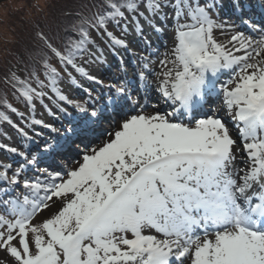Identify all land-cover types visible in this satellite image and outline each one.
I'll use <instances>...</instances> for the list:
<instances>
[{
    "label": "snow or ice",
    "instance_id": "6c2138e0",
    "mask_svg": "<svg viewBox=\"0 0 264 264\" xmlns=\"http://www.w3.org/2000/svg\"><path fill=\"white\" fill-rule=\"evenodd\" d=\"M85 8L63 37L37 32L42 43L28 61L0 76V123L34 144L40 133L26 129L60 131L36 118L37 105L97 120L99 96L84 84H101L95 69L109 56L123 65L122 53L145 90L155 77L165 107L149 110L126 83H112L108 103L120 120L72 166L41 168L31 147L5 146L20 160L0 162V264H264V26L221 20L216 0H89ZM146 29L171 35L158 61ZM55 147L44 142L41 154Z\"/></svg>",
    "mask_w": 264,
    "mask_h": 264
},
{
    "label": "rangeland",
    "instance_id": "374dc122",
    "mask_svg": "<svg viewBox=\"0 0 264 264\" xmlns=\"http://www.w3.org/2000/svg\"><path fill=\"white\" fill-rule=\"evenodd\" d=\"M259 1L261 2V0H259ZM66 2H68V0H0V34L5 35V37L8 36L10 39H12V41L8 45H6L5 39L0 36V47L6 46V48L12 49L16 53L20 52L22 50L23 45H25V47H26L28 44L31 43L30 39H32V38L34 39V29L35 28H34L33 24L35 22L42 25L41 23H45L46 21H48L52 25L51 33L53 35H55V32L57 30V25L54 24V22H53L54 20L52 19L51 16L54 14L55 15L60 14V12H62L64 10L63 5H65ZM216 2H217V12L219 13V18L221 20H226L229 23H231V19L235 18V17H232V16H234V14H231V12L235 11L236 6L239 8V10H242L243 2H244V4H246V3L250 4V7H252V5H253L252 3L254 1L253 0H216ZM224 2L229 4L227 10H230V13H228V14L223 13L222 7L219 6V4H223ZM235 3H236V5H235ZM262 3L264 4V1ZM262 3H260V4H262ZM258 7H259V5H258ZM242 12H245V10H242ZM254 14H257V13H254ZM241 18L244 19V16H241ZM245 20L247 21V19H245ZM248 22L254 23L253 21H248ZM3 23H5V24H3ZM6 24H8L9 30H8V28H6ZM241 24L243 26V22ZM254 24H256V23H254ZM6 29H7L8 33H4V31L6 32ZM146 35H147L148 39L151 41V49H149V51H155L156 49L159 50L160 47H162L165 40L168 39L169 36L171 37L169 32H163L160 34H156V33H153L151 31H148V30L146 31ZM129 39L131 41V47L134 50H136L138 52L144 50L145 45H144V42L142 40H140L139 38H134V37H129ZM1 51H0V55H4L3 50H1ZM157 54L158 53H156V56L153 57V59L156 61H158V59L160 58L157 56ZM122 56H123V61H124V57L127 55L122 53ZM110 58H111V60L115 59V57L109 56L106 64H102L95 69V74L97 75L98 79L100 81H102L101 84H103L105 86L104 90H106V92L104 94H107V95L109 93L108 85H110L112 83L109 82L107 80L106 76L101 74V72H102V69H105L106 66L110 63V61H111ZM120 61H121L120 57H118V61H117V57H116V63L119 64ZM130 62L134 63L135 68L132 72L127 71L128 77H130L132 74H135V72L138 73V71H139V68L136 65V61L131 56H130ZM155 65L156 64H153L152 67L155 68ZM109 68H112V67L110 66ZM115 70L122 77H124V74H125L124 72H122L119 69H115ZM155 70L159 71V68L156 67ZM127 75H125V77H127ZM85 84H87V83L85 82ZM152 86L155 87V85H152ZM84 87H86V86H84ZM91 87H93V84L87 86V88H91ZM95 88L98 91L103 89V88H100L99 85H95ZM93 93H96V92L93 91ZM147 93L148 92H146V94ZM82 94H84L82 88H76L72 91L73 98H79L78 96H81ZM100 94L101 93H99L97 95L99 96ZM85 97H87V96H85ZM136 99H137V97H136ZM138 99L140 100V98H138ZM144 99H145L144 102H148L149 110H151L152 105H157L158 107L163 105V103L161 102L160 97L158 95H156V101L152 102V104H151V101H148L147 96H145ZM142 101H143V97H142ZM47 103H49V102L47 101ZM52 110H53V115H49V113L47 111H45L42 107H39V109H37L36 113H35L36 118L42 119L45 123H47V121L52 122L53 127L60 129L58 134H60V136H64L65 129H67L69 127L68 124L65 125L66 123L65 122L63 123V119L67 118V116L58 112L54 107ZM70 110H72L74 113H76V115L79 116L78 119H81L80 121H82V125L86 124L88 122L89 119L86 120L85 118H82V116L80 114H77L76 110H74L73 108H68V113L71 112ZM221 116L223 117V119L231 120V117L228 116V114H224ZM85 117L88 118L87 115H85ZM54 118L57 119L58 121L55 120ZM118 122H119L118 120L114 121V123H118ZM79 124H80V122H79ZM105 124H107V123L105 122ZM107 128H109V129H107ZM94 129H95V132H98L100 130H104V131L108 132L109 130H111L108 125H105V126L102 125V127L97 126ZM26 131H29V129H26ZM35 131H37L36 133H40L41 137H43L45 135L44 132L49 133V131H47L43 127H38V129ZM230 131L233 133L231 128H230ZM36 133H30L29 132V135L36 138ZM9 134H10V138L7 139L6 141H4L6 146L7 147H17L18 149H24L22 146L24 139L21 136H19V134L15 130H10ZM236 135H237V132L234 131V136H236ZM96 137L98 138V140L86 141V143L90 142L89 145L98 144L106 138V134L103 137H101L98 134ZM36 139H38V138H36ZM80 149H82V147ZM80 151L77 152V151L73 150L72 152L74 153L75 156H73V157L69 156L68 159L63 162V166H65V165L72 166L74 164V162L80 158ZM0 162H4V163L11 162L15 166L19 162V160H15V156L13 153L6 151L5 149H0ZM53 211H54V209H53ZM49 214H50L49 211L45 210L41 214L40 218L42 219L44 217H47ZM0 259H6V257L4 256L3 253H0Z\"/></svg>",
    "mask_w": 264,
    "mask_h": 264
},
{
    "label": "trees",
    "instance_id": "16d2710c",
    "mask_svg": "<svg viewBox=\"0 0 264 264\" xmlns=\"http://www.w3.org/2000/svg\"><path fill=\"white\" fill-rule=\"evenodd\" d=\"M89 3V0H68L64 6V10L60 12L58 15H52V19L54 20V24L57 25V30L55 32V35L51 33L52 25L48 21L45 23H39L35 22L34 25V39H30L31 43L28 44L26 47L23 45L22 50L18 53L13 51L12 49L6 48V46L0 47V51L3 50L4 55H0V76L3 75L4 71L12 64H17V66H22L21 64H18V62H27L30 52L33 51L34 48L38 47L42 42L37 38L36 33L37 32H43L45 35L49 37H63L65 34V29L68 28L71 23L77 18L78 14L81 12L86 11L85 5ZM5 24V23H3ZM6 28L9 30L8 24H6ZM8 33L7 29L6 32ZM2 38L5 39L6 45H8L12 39H10L8 36L5 37V35H1ZM2 52V51H1ZM3 85L0 84V88H2ZM8 99L10 102H12L17 108H19L21 111H23V107L19 104H17L11 94L9 93ZM15 115H12V119ZM7 123H0V136L3 133V130L7 128Z\"/></svg>",
    "mask_w": 264,
    "mask_h": 264
},
{
    "label": "bare ground",
    "instance_id": "6f19581e",
    "mask_svg": "<svg viewBox=\"0 0 264 264\" xmlns=\"http://www.w3.org/2000/svg\"><path fill=\"white\" fill-rule=\"evenodd\" d=\"M231 23H235V24H237L239 26V28H242V27H240V20L238 18L231 19ZM216 35H217V38L220 41H222V42L227 39L226 36L220 35L219 32H217ZM171 46H172V40H171V37L169 36L168 39L165 40V42L163 43L162 47H160L159 51L157 52L158 53L157 55H159L158 57H161L162 54L166 51V49L167 48H170ZM151 82L153 83V85L156 83V80H155V77L154 76L151 77ZM155 94H156V92L153 90L151 96H154ZM152 101H154V100H152ZM140 103H141V101H140ZM142 104H144V103H142ZM151 104H152V102H151ZM212 105H214V107H212L213 109H215L216 107H218L219 100H216L215 102H213ZM159 107H161V106H159ZM161 108H164V107H161ZM221 113H225V112H221ZM224 121L227 124V126L229 127L228 122L226 120H224Z\"/></svg>",
    "mask_w": 264,
    "mask_h": 264
}]
</instances>
